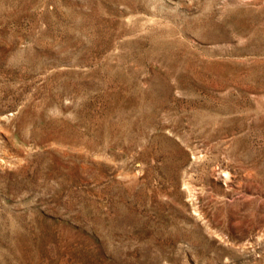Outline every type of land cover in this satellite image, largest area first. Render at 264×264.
<instances>
[{
  "label": "rangeland",
  "instance_id": "1",
  "mask_svg": "<svg viewBox=\"0 0 264 264\" xmlns=\"http://www.w3.org/2000/svg\"><path fill=\"white\" fill-rule=\"evenodd\" d=\"M0 264H264V0H0Z\"/></svg>",
  "mask_w": 264,
  "mask_h": 264
}]
</instances>
